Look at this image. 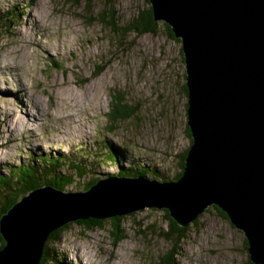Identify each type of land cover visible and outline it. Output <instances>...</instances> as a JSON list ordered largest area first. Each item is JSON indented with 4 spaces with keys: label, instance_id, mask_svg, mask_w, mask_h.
Wrapping results in <instances>:
<instances>
[{
    "label": "rangeland",
    "instance_id": "obj_1",
    "mask_svg": "<svg viewBox=\"0 0 264 264\" xmlns=\"http://www.w3.org/2000/svg\"><path fill=\"white\" fill-rule=\"evenodd\" d=\"M149 7L147 0H0V16L12 9L17 18L0 20L2 174L39 156L73 159L81 152L87 172L65 189L80 191L95 177L119 175L103 153L108 146L124 148L123 167L152 168L147 178L178 174L190 144L180 40L161 21L154 32L123 29ZM110 13L117 31L99 21ZM112 94L122 96L129 117L109 119ZM194 222L186 226L176 264H248L244 234L227 218L209 207ZM84 225L68 223L45 248L53 246L63 264H157L170 247L160 235L167 228L161 209L121 216L123 238L114 243L110 218Z\"/></svg>",
    "mask_w": 264,
    "mask_h": 264
},
{
    "label": "water",
    "instance_id": "obj_2",
    "mask_svg": "<svg viewBox=\"0 0 264 264\" xmlns=\"http://www.w3.org/2000/svg\"><path fill=\"white\" fill-rule=\"evenodd\" d=\"M180 40L191 143L177 179L108 176L86 190L42 186L0 216V264H39L48 235L83 220L166 210L185 227L211 206L264 264V0H148Z\"/></svg>",
    "mask_w": 264,
    "mask_h": 264
},
{
    "label": "trees",
    "instance_id": "obj_3",
    "mask_svg": "<svg viewBox=\"0 0 264 264\" xmlns=\"http://www.w3.org/2000/svg\"><path fill=\"white\" fill-rule=\"evenodd\" d=\"M77 2L78 0H74ZM148 1V0H147ZM87 3H89V0H86ZM0 20H4L6 23L11 22H17L16 15L14 14V11L10 9L6 13H4L2 16H0ZM99 21L101 23L109 24L113 26V29L117 31V29L114 27V15L112 13L110 14H104V16H99ZM88 20L91 21V16L88 17ZM155 25L156 21L152 18L151 13V7L147 8L146 10H138L137 15L134 17V20L131 21L124 30H130L135 31L138 33L143 32H154L155 31ZM167 27L169 34L173 36V34L170 31V28L168 25L165 24ZM179 41V39H177ZM184 91L187 94L186 87L184 84ZM111 99V105L112 109L109 113V119L111 121H115L117 119H125L131 115V110L127 109V105L125 103H122V96L120 94H112ZM187 136L189 138V142L191 143L190 133L188 128L186 127ZM104 149V148H103ZM123 149L122 147H115V146H108L104 150L103 153H105V157L108 161L116 163L117 167L119 168L118 174L119 176H128V173H134L137 176L139 175H147L149 174L148 171H152V168L148 166H140V164H136L133 166L131 162L127 167H123L122 163L118 162V157L123 156ZM187 149V148H186ZM186 155V150L181 154L179 166L180 171L176 176H174L173 179H177L183 168L184 164V157ZM28 166H23L21 164H16L14 167L10 168V172L6 175L5 173L2 174L0 172V193L6 192L4 195V204L0 208V216L4 214L12 205H14L18 200H20L21 197L27 195L32 190L42 187V186H53L57 189L65 191L67 187H70L72 183L75 181V179L84 178L83 174L86 171V159L82 157L81 152H77L75 154V157L73 159L70 158H46V156H39L37 159L29 160ZM48 163V165H43ZM90 165V164H89ZM92 166L95 165V163L91 164ZM63 167H65L66 171L71 170L72 173L66 172L62 173L64 171ZM91 167V166H90ZM150 168V169H149ZM103 175V174H102ZM134 175V176H136ZM131 177V176H128ZM99 178L95 177L91 181H88L85 186H83L82 190L88 189L92 184H94ZM78 184V182H75V186ZM74 186V184H73ZM214 208L220 215L227 218L226 215L218 209L216 206H211ZM164 217L167 222V228L162 229L160 231V235L166 240L170 247L167 249V251L164 254H161L159 257V260L157 264H176L174 255L179 253L180 250V244L181 240L185 238L186 235V226L181 227L179 226L173 219L170 218L167 211L164 210ZM121 217H113L110 218L113 223V243L117 242L118 240H121L123 238V234L120 232L119 228V220ZM101 220H83V221H77L82 224H85L84 226L86 228H89L91 226L96 225ZM196 223V222H194ZM68 224L64 225L63 227L51 232L46 241L44 242L42 255L39 261V264H63L60 261L59 255L56 252V249L52 246L49 249H46V242H51L55 244L59 239V232L61 229L65 228ZM246 248H247V241L245 240ZM4 245V241L0 237V248ZM248 264H252L249 261V258L247 260Z\"/></svg>",
    "mask_w": 264,
    "mask_h": 264
},
{
    "label": "bare ground",
    "instance_id": "obj_4",
    "mask_svg": "<svg viewBox=\"0 0 264 264\" xmlns=\"http://www.w3.org/2000/svg\"><path fill=\"white\" fill-rule=\"evenodd\" d=\"M0 94H1V93H0ZM1 95H4V96H5V95H6V93H5V94H1Z\"/></svg>",
    "mask_w": 264,
    "mask_h": 264
}]
</instances>
